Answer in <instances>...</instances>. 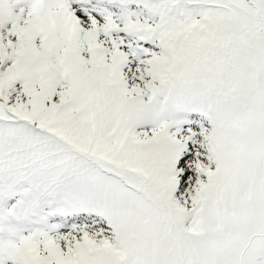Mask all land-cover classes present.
<instances>
[{
  "label": "snow or ice",
  "instance_id": "6c2138e0",
  "mask_svg": "<svg viewBox=\"0 0 264 264\" xmlns=\"http://www.w3.org/2000/svg\"><path fill=\"white\" fill-rule=\"evenodd\" d=\"M0 264H264V0H0Z\"/></svg>",
  "mask_w": 264,
  "mask_h": 264
}]
</instances>
